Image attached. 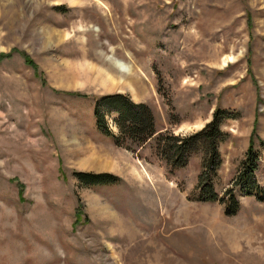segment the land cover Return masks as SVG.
<instances>
[{
  "label": "rangeland",
  "instance_id": "obj_1",
  "mask_svg": "<svg viewBox=\"0 0 264 264\" xmlns=\"http://www.w3.org/2000/svg\"><path fill=\"white\" fill-rule=\"evenodd\" d=\"M113 94L149 107L143 145L97 130ZM215 109L234 216L196 199L201 153L174 170L156 147ZM250 140L264 189V0H0V264H264V198L232 187Z\"/></svg>",
  "mask_w": 264,
  "mask_h": 264
},
{
  "label": "trees",
  "instance_id": "obj_2",
  "mask_svg": "<svg viewBox=\"0 0 264 264\" xmlns=\"http://www.w3.org/2000/svg\"><path fill=\"white\" fill-rule=\"evenodd\" d=\"M104 112L117 114L116 125L119 129L117 136L110 134L104 124ZM93 114L97 130L111 137L116 147H124L128 142L143 145L155 134L154 118L145 104H133L130 99L122 94L107 95L98 98L95 102ZM213 117L199 132L187 136H174L165 132L159 133L156 138L157 152L160 158L172 169H181L187 165L189 156L201 153L202 171L199 175L196 199L214 202L217 199L224 203L226 216H234L238 212L239 204L234 195V189L229 188L221 198H218L213 188V179L221 165L219 144L226 140L227 135L221 131L220 126L231 119L224 110L215 109ZM245 159L241 164L232 187H239L247 196H255L258 200L264 198V189L255 180L259 155L256 153L254 143L250 140ZM264 149V142L260 141ZM83 183L108 184L112 183L111 176L76 174Z\"/></svg>",
  "mask_w": 264,
  "mask_h": 264
},
{
  "label": "bare ground",
  "instance_id": "obj_3",
  "mask_svg": "<svg viewBox=\"0 0 264 264\" xmlns=\"http://www.w3.org/2000/svg\"><path fill=\"white\" fill-rule=\"evenodd\" d=\"M227 59H228V58H227ZM111 61H112V60H111ZM116 61H117V60H116ZM114 64H115L119 69H120V68H123L122 64L119 63V62H116V63L113 62V65H114ZM120 71H121V70H120ZM123 72H124V71H123Z\"/></svg>",
  "mask_w": 264,
  "mask_h": 264
}]
</instances>
